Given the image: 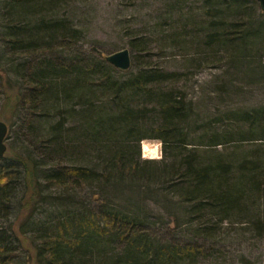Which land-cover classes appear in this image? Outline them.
Listing matches in <instances>:
<instances>
[{"label":"rangeland","instance_id":"374dc122","mask_svg":"<svg viewBox=\"0 0 264 264\" xmlns=\"http://www.w3.org/2000/svg\"><path fill=\"white\" fill-rule=\"evenodd\" d=\"M15 2L0 0V120L8 126L4 158L19 155L34 164L33 176L40 189L38 201L30 212L17 216L18 203H15L13 213L3 221L5 227L12 225L16 233L15 264H38L37 249L45 237L44 228L48 227V219L72 202L73 205L82 202L97 206V198L102 197L93 195L100 193H103L102 196L108 195L109 203L120 210L146 218L151 226L150 233L158 240L204 246L207 255L196 259L194 264H264V229L256 228L253 220L242 216L212 219L207 224L211 225L209 229L200 228L190 217L187 204L165 185L127 181L121 187L108 188L94 183L90 187L70 192L69 197L54 187H48L46 177L54 164L91 168L100 165L101 154L89 146L93 135L92 124L86 123L82 116L91 112L96 120L98 115L115 108L109 94L93 87L89 91L93 92V97L89 99L91 107H87L89 103L75 104L77 99H70L66 103L64 110L69 116L66 126L70 129L63 139L67 141L75 138L76 148L64 154L54 153L53 145L48 142L54 123L53 112L50 113L48 105L41 110H34L29 127L30 114L33 112L29 105L32 103L19 101L26 64L48 58L73 62L75 67L83 68L90 61L105 59L107 55L126 48L131 55V67L128 70H119L106 61L113 77L127 78L142 66H159L177 74L174 80L162 84L160 89H173L185 97L189 118L184 131L188 134L189 143L205 144L209 141L207 136L215 132L232 133L235 139H240L249 133L246 123L238 121L240 112L264 107V75L259 73L258 68L264 66V45H260L258 39L246 41L240 54L243 58L238 59L226 53L224 46L212 47L206 42L210 41L208 35L216 30L210 25L218 20L214 11L220 9L227 14H224L227 20L232 16L237 18L247 10L245 15H251L249 26L255 32L256 27L264 22V8L260 1L60 0L53 11L55 16L68 20L70 27L77 29L79 34L50 44L47 39L38 38L27 39L19 44L11 40L7 29L8 16L12 10L16 11ZM41 17L32 18L27 28L29 35L39 34L41 28L37 18ZM135 37L142 38L141 41L144 39L146 50L132 49L129 41ZM28 42L39 45L29 49L22 47ZM141 104L135 108H141ZM151 114L145 113L144 121L138 122L143 128L139 131L143 134H151V127L154 126L152 122L156 124L158 121L155 114ZM116 129L110 133L113 135L110 138L120 144L126 130L117 133L118 129H123L119 126ZM74 130L78 132V138L73 135ZM101 136L98 134L96 139L100 140ZM258 142L242 140L236 141L237 145L230 143L209 148H215L213 150L217 155H238L241 159L255 152ZM162 147L159 140L143 139L139 143L140 158L159 160L164 157ZM5 162L6 159L0 160V164ZM252 214H260L256 218L260 217L264 223V207ZM37 233L42 234L41 238Z\"/></svg>","mask_w":264,"mask_h":264},{"label":"trees","instance_id":"16d2710c","mask_svg":"<svg viewBox=\"0 0 264 264\" xmlns=\"http://www.w3.org/2000/svg\"><path fill=\"white\" fill-rule=\"evenodd\" d=\"M16 1L14 6L17 9L8 16L7 28L13 42L19 44L38 38L47 39L50 44L79 34L77 29L70 27L68 20L55 16L53 11L60 0ZM245 11L230 20L222 9L214 11L218 20L210 25L216 30L208 35L210 41L206 44L224 46L226 53L238 59L243 58L240 54L246 41L258 39L260 45H264V22L256 27V33L253 32L249 26L251 15L246 16L248 11ZM36 16H42L37 18L42 29L38 31L40 36L29 35L27 31ZM141 39L135 37L129 41L134 51L147 49ZM23 45L29 49L36 44L28 42ZM106 61V58L90 61L83 68H77L73 62L46 58L26 64L23 70L26 73H22L24 86L19 101L32 103L29 105L33 111L30 116L34 115L35 109L41 110L46 105L50 113L53 112L54 123L48 142L53 145L54 153L64 154L76 148L75 138L63 139L70 129L66 126L69 116L64 110L70 99H77L75 104L89 103L87 107H91L89 99L93 92L89 91L96 87L109 94L110 102L115 105L110 112L98 115L96 120L91 112L82 116L86 123L92 124L89 146L101 154L100 165L91 168L54 164L46 177L48 187H54L69 197L70 192L94 183L108 188L127 181L165 185L187 204L190 217L200 228L209 229L211 225L207 224L212 219L242 216L253 220L256 228L264 229L263 221L256 218L260 214H252L264 207V107L240 112L238 121L248 126L247 136L235 139L232 133L215 132L207 136L209 141L205 144H192L184 131L189 118L185 97L173 89H160L162 84L175 79V72L159 66H142L127 78L117 79L112 76ZM258 68L264 75V66ZM140 102L142 107L135 108ZM145 113L155 114L158 119L156 124L152 122L151 134L139 131L143 128L138 122L144 121ZM32 119L33 116L29 118V127ZM118 126L123 130L118 129L117 133L126 130L121 134L123 141L120 144L112 141L113 135L110 134ZM98 134H102L100 140L96 139ZM73 135L78 138L77 131L74 130ZM143 139L159 140L164 157L141 159L139 143ZM242 140L260 142L255 152L241 159L238 155H217L215 148H209L230 143L237 145L236 141ZM3 159L6 162L0 164V264H15L16 233L12 225L5 227L3 221L13 213L15 203H18L17 216L30 212L38 201L40 189L33 176L34 164L28 159L19 155L0 158ZM102 195H93L102 197L97 198V206L82 202L73 205L72 202L48 219V227L44 226L45 237L37 249L38 264H194L196 259L207 255L208 251L201 245L158 240L150 233L151 226L146 218L120 210L109 203L108 195ZM37 234L41 238L42 234ZM108 244L112 247H106Z\"/></svg>","mask_w":264,"mask_h":264},{"label":"water","instance_id":"95a60500","mask_svg":"<svg viewBox=\"0 0 264 264\" xmlns=\"http://www.w3.org/2000/svg\"><path fill=\"white\" fill-rule=\"evenodd\" d=\"M260 1V5L264 8V0ZM106 60L115 68L126 71L131 67V55L128 49L124 48L118 51H115L106 56ZM8 132V126L4 121L0 120V158L4 156L7 146L5 143L6 136Z\"/></svg>","mask_w":264,"mask_h":264},{"label":"bare ground","instance_id":"6f19581e","mask_svg":"<svg viewBox=\"0 0 264 264\" xmlns=\"http://www.w3.org/2000/svg\"><path fill=\"white\" fill-rule=\"evenodd\" d=\"M149 146H150V145H149ZM145 148H146V147H145ZM146 149H148V146H147V148H146ZM156 151H157V150H156ZM156 151H155V152H156ZM145 154H146V153H145Z\"/></svg>","mask_w":264,"mask_h":264}]
</instances>
